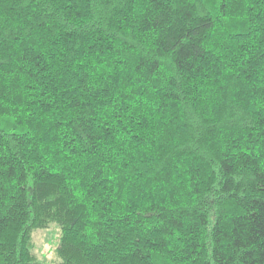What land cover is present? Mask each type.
I'll return each instance as SVG.
<instances>
[{"label": "trees", "instance_id": "1", "mask_svg": "<svg viewBox=\"0 0 264 264\" xmlns=\"http://www.w3.org/2000/svg\"><path fill=\"white\" fill-rule=\"evenodd\" d=\"M264 264V0H0V264Z\"/></svg>", "mask_w": 264, "mask_h": 264}, {"label": "rangeland", "instance_id": "2", "mask_svg": "<svg viewBox=\"0 0 264 264\" xmlns=\"http://www.w3.org/2000/svg\"><path fill=\"white\" fill-rule=\"evenodd\" d=\"M59 229L50 225L46 229H39L33 235L34 250L42 264H51L55 259L54 249L58 244Z\"/></svg>", "mask_w": 264, "mask_h": 264}]
</instances>
